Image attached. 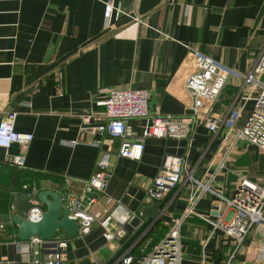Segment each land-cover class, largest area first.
Listing matches in <instances>:
<instances>
[{"label":"crops","instance_id":"1","mask_svg":"<svg viewBox=\"0 0 264 264\" xmlns=\"http://www.w3.org/2000/svg\"><path fill=\"white\" fill-rule=\"evenodd\" d=\"M107 1L0 0V119L15 112V131L33 135L26 147L0 149V264H22L15 245L18 229L11 221L15 211L6 204L12 187L23 196L28 192L18 188V174L37 193L65 185L63 192L81 194L103 153L109 154L110 176L104 195L87 194L94 199L89 211L120 216L128 210L135 217L123 226L125 236L111 242L98 225L83 237L58 233L67 240L62 264H115L124 256L139 264L188 206L189 184L159 203L146 202L164 157L183 156L184 174L208 182L253 109L258 91L242 86L264 46V0H112L124 14L116 17L112 10L106 26ZM189 49L231 72L221 95L203 102L197 132L183 140L142 139L149 122L130 119L132 140L144 150L139 161L118 157L120 140L97 132L106 121L100 103L113 90L139 89L148 94L150 117L190 115L192 98L184 84L195 65ZM86 116L91 118L85 123ZM211 116L225 117L215 137L204 127ZM6 155L21 156L23 167L5 164ZM229 159L213 179L214 190L231 197L237 174L264 186V154L256 147L239 143ZM154 204H159L157 220L147 221L141 213ZM213 204L206 194L196 215L182 224L183 263L220 264L231 258V264H264V225L253 226L236 242L199 217L216 222Z\"/></svg>","mask_w":264,"mask_h":264},{"label":"built area","instance_id":"2","mask_svg":"<svg viewBox=\"0 0 264 264\" xmlns=\"http://www.w3.org/2000/svg\"><path fill=\"white\" fill-rule=\"evenodd\" d=\"M106 26L110 24L111 11L116 12V17L124 14L121 9L114 8L112 0L105 2ZM137 23L142 21L134 18ZM194 58L195 70L186 79L184 88L192 98L190 115L171 116L158 115L150 117L148 112V94L145 90L118 89L110 92L108 98L101 106L104 108L105 124L97 129L100 135H106L110 140H120L118 157L139 161L141 159L144 145L139 141H133V131L127 125V120L139 119L149 123L144 128L140 137L142 139H188L197 132L198 118L203 102L213 103L220 95L231 72L206 54L189 49ZM264 46L252 62L250 69L244 74L243 89L247 87L256 88L258 94L255 98L253 109L248 116L243 128L233 134L232 143L225 151L222 161L216 168L214 176L208 182L201 183L192 175L184 174L186 161L183 156L166 155L152 184L147 189L145 198L147 203H159L165 196L179 186L189 184L191 193L188 198V206L183 213L174 217L165 236L153 247L152 251L140 259L139 264H184L181 250V227L184 221L195 211L199 201L206 195L213 197L212 211L216 213L217 222H212L209 217L199 216L203 221L214 229L221 230L227 237L235 239L236 242L250 231L253 226L264 225V186L248 181L242 175L237 174L231 197L227 198L223 192L214 190L211 186L217 172L221 170L239 143H245L256 147L264 154ZM15 112H8L0 119V149L8 150L12 145L26 147L33 140L29 133H19L14 129ZM90 116L84 117L88 122ZM225 123L224 118L205 117L204 127L213 137L220 131ZM75 142L70 143L74 145ZM4 163L16 168L23 167L21 156L6 155ZM109 154L103 153L96 161L94 173L84 184L83 193L73 192L60 193L62 208L67 212L68 218L77 222L79 229L77 236L88 235L95 225L103 229V237L107 242L120 240L125 236L123 226L130 221L135 214L124 210L118 216L114 211L106 210L102 214H92L89 211L94 199L87 198L92 191L105 194L109 178L108 168ZM261 183L264 184V178ZM25 196L34 198L37 191L28 189ZM193 189V191H192ZM109 203L118 204L120 201L108 199ZM11 212L14 211L12 205ZM42 212L33 209L27 216L32 222L41 219ZM3 226L1 225L0 228ZM16 249L22 264H62V253L67 247V240L53 237L47 241L31 239L29 241H17ZM132 257L124 256L115 264H132ZM199 264H215L201 262ZM231 264V258L226 263Z\"/></svg>","mask_w":264,"mask_h":264},{"label":"water","instance_id":"3","mask_svg":"<svg viewBox=\"0 0 264 264\" xmlns=\"http://www.w3.org/2000/svg\"><path fill=\"white\" fill-rule=\"evenodd\" d=\"M66 188L64 185L56 191H40L33 198L35 200L16 193L14 187L9 189L13 196L11 205L15 211L11 221L18 229L15 236L18 241L25 242L31 239L47 241L60 232L68 238L77 236L79 226L76 221L68 218L67 212L62 208L60 201V193L65 191ZM33 209L42 212L41 219L38 222L27 219L28 214ZM158 209L159 204H154L151 208H145L141 215L147 221L154 219L155 222Z\"/></svg>","mask_w":264,"mask_h":264},{"label":"trees","instance_id":"4","mask_svg":"<svg viewBox=\"0 0 264 264\" xmlns=\"http://www.w3.org/2000/svg\"><path fill=\"white\" fill-rule=\"evenodd\" d=\"M11 167H13V166H11ZM14 168H16V167H14ZM16 179H17V185L19 186L18 188L19 189H21V191H22V187H23V185L24 184H28L27 183V178H26V176H20V174H18V176L16 177ZM6 204L10 207L11 206V199L9 198H7L6 199Z\"/></svg>","mask_w":264,"mask_h":264},{"label":"rangeland","instance_id":"5","mask_svg":"<svg viewBox=\"0 0 264 264\" xmlns=\"http://www.w3.org/2000/svg\"><path fill=\"white\" fill-rule=\"evenodd\" d=\"M243 176V175H242ZM243 177H245V176H243ZM246 178V177H245ZM216 222H217V220H216Z\"/></svg>","mask_w":264,"mask_h":264}]
</instances>
